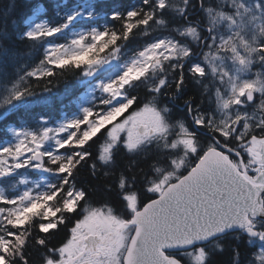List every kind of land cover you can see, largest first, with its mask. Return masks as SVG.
I'll list each match as a JSON object with an SVG mask.
<instances>
[{
	"label": "snow or ice",
	"instance_id": "obj_1",
	"mask_svg": "<svg viewBox=\"0 0 264 264\" xmlns=\"http://www.w3.org/2000/svg\"><path fill=\"white\" fill-rule=\"evenodd\" d=\"M0 8V264H264V0Z\"/></svg>",
	"mask_w": 264,
	"mask_h": 264
},
{
	"label": "trees",
	"instance_id": "obj_2",
	"mask_svg": "<svg viewBox=\"0 0 264 264\" xmlns=\"http://www.w3.org/2000/svg\"><path fill=\"white\" fill-rule=\"evenodd\" d=\"M2 10V8H0ZM76 87V84L71 75L67 76L65 79H62L59 83V89L56 91L55 96L52 98L49 97H37L39 102L33 105V110L37 113H49L51 112L54 117H63L65 114L62 106L55 102L56 97H60L66 90H71ZM48 100L49 102H44ZM86 172V170H85Z\"/></svg>",
	"mask_w": 264,
	"mask_h": 264
},
{
	"label": "rangeland",
	"instance_id": "obj_3",
	"mask_svg": "<svg viewBox=\"0 0 264 264\" xmlns=\"http://www.w3.org/2000/svg\"><path fill=\"white\" fill-rule=\"evenodd\" d=\"M31 178V177H30Z\"/></svg>",
	"mask_w": 264,
	"mask_h": 264
}]
</instances>
